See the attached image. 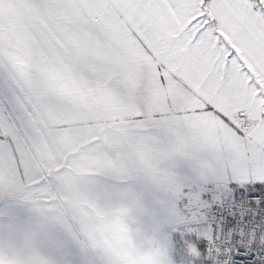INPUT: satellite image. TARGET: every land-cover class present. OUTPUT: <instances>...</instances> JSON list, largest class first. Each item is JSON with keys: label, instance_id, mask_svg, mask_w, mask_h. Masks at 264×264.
<instances>
[{"label": "snow or ice", "instance_id": "snow-or-ice-1", "mask_svg": "<svg viewBox=\"0 0 264 264\" xmlns=\"http://www.w3.org/2000/svg\"><path fill=\"white\" fill-rule=\"evenodd\" d=\"M0 264H264V0H0Z\"/></svg>", "mask_w": 264, "mask_h": 264}]
</instances>
